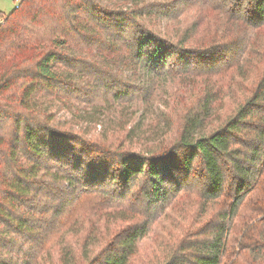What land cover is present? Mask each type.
<instances>
[{"label":"trees","instance_id":"trees-1","mask_svg":"<svg viewBox=\"0 0 264 264\" xmlns=\"http://www.w3.org/2000/svg\"><path fill=\"white\" fill-rule=\"evenodd\" d=\"M16 1L0 13V264H45L29 243L78 195L98 199L56 264H132L190 187L159 264H264V0Z\"/></svg>","mask_w":264,"mask_h":264},{"label":"rangeland","instance_id":"rangeland-1","mask_svg":"<svg viewBox=\"0 0 264 264\" xmlns=\"http://www.w3.org/2000/svg\"><path fill=\"white\" fill-rule=\"evenodd\" d=\"M16 5H17L16 0H0V13L3 12L4 14H9L15 8ZM211 17L212 19L209 21L212 23L211 30H213L214 28H216L219 22L215 20L216 19L215 15H212ZM2 21H3L2 17L0 16V23H2ZM208 22L206 23V27L209 29ZM207 28H205V30L203 31L204 36L206 35V33H208ZM259 39H261V42L264 44V31L261 34H259ZM251 66L253 67V65L250 64V62L245 61L244 64L245 69L251 68ZM225 79L226 81L228 80V78ZM220 85H225L223 80H221ZM192 88L193 87H190V89L184 92L181 91L179 97H181L182 99L176 100L171 103L173 123L174 125L176 124V126L182 122L181 119L185 107L184 101L187 96L191 95ZM177 93L178 92L176 90L173 95H176ZM178 128L177 131L176 130L174 131V134L179 133L180 129ZM196 173L197 170H194L191 175V178H195L193 176ZM196 178H199V175H197ZM117 194L118 193H116L115 195ZM78 196L77 197L73 196L72 199L73 208L71 207L70 209L71 215L64 214L63 216L58 217V219H54L52 215L49 214L44 217V220H47L44 225V228L48 229L50 228V226H52L51 229L49 231L41 230L40 235H38L37 238L33 240L34 242L29 243L30 245L35 246L38 252L40 251V254H37L38 257H42L41 259L37 260L39 263H44V262H46L45 264L57 263L58 257L56 258L55 245L58 243V241H60L61 243H67L69 245V250H74V248L81 245V243H79L80 240L78 239V237L72 235L70 231L72 228L71 225L76 222L75 218L77 217V215L84 209L92 206L97 201L98 198H94V195L87 197H80V196L78 197ZM196 196H198L197 188L196 187L188 188L184 196L179 198L178 204L174 207V209L171 211L169 210L167 216L161 222L154 225L150 238L143 243V245L140 248L139 254L134 258L132 264H159L163 259L167 257L168 251L170 249L167 245H169L171 240L177 239L180 236L179 230L181 226L187 223L188 218L190 217L191 214L192 206L196 205L194 201ZM68 204L70 205V202ZM127 205L128 207L138 208V205H135L134 200H130ZM181 205H183V207L180 210L181 218L183 217L184 213L188 212L186 217L180 220H176L178 225L170 226L169 224L172 221V215L175 214L177 208H179ZM61 223L67 224L65 228L69 230V233L59 238L58 240V233H56L55 231L58 228L60 230ZM164 225L166 227H164ZM45 252H48L51 255H45Z\"/></svg>","mask_w":264,"mask_h":264}]
</instances>
